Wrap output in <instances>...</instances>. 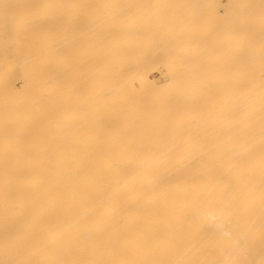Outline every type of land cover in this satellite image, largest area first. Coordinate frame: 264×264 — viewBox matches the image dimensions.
Returning a JSON list of instances; mask_svg holds the SVG:
<instances>
[{
    "label": "bare ground",
    "instance_id": "obj_1",
    "mask_svg": "<svg viewBox=\"0 0 264 264\" xmlns=\"http://www.w3.org/2000/svg\"><path fill=\"white\" fill-rule=\"evenodd\" d=\"M0 264H264V0H0Z\"/></svg>",
    "mask_w": 264,
    "mask_h": 264
}]
</instances>
